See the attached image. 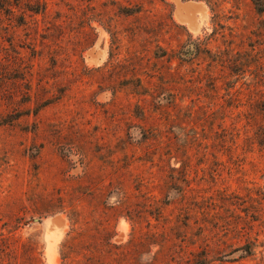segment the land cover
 Listing matches in <instances>:
<instances>
[{"label":"rangeland","instance_id":"1","mask_svg":"<svg viewBox=\"0 0 264 264\" xmlns=\"http://www.w3.org/2000/svg\"><path fill=\"white\" fill-rule=\"evenodd\" d=\"M262 20L252 0H0V264H264V150L220 134ZM201 227L222 254L186 250Z\"/></svg>","mask_w":264,"mask_h":264},{"label":"trees","instance_id":"2","mask_svg":"<svg viewBox=\"0 0 264 264\" xmlns=\"http://www.w3.org/2000/svg\"><path fill=\"white\" fill-rule=\"evenodd\" d=\"M254 3V6L259 13V15L264 16V0H252ZM262 24H264V20L261 21ZM262 32H259L255 35V37L258 36L259 39L263 40L264 38V32L263 29ZM246 38V37H245ZM245 40V39H244ZM243 39L240 40V50H238V55L232 62L231 69L236 74H245L247 72H251L254 74L255 78L254 81L251 83L246 84L245 88L241 86L240 89L237 90V93L233 98H231V101L229 105H234L235 108H237L236 117H235V127L230 132L228 128H222L221 131V138L222 142L225 143V141L230 137L235 138V141L238 142L242 137H244V141L249 144L252 147H259L260 150H264V66L261 62V53L260 50L257 48H250V49H244L243 47ZM254 63L253 67H255L256 71L253 72L250 70L252 68V65L249 63ZM224 63V62H223ZM233 87H230L232 89ZM228 107V106H227ZM195 135L191 136V139H193V142H196L198 140L197 134L194 131ZM188 138L190 139V135H188ZM190 139V140H191ZM189 140V141H190ZM194 143L189 146H193ZM224 145V144H223ZM183 154L186 155L187 151L186 149H183ZM188 155V154H187ZM191 214H194L193 212H190ZM190 216V214H188ZM158 218L164 219L165 216L163 214V211L160 210V215H158ZM203 228H205L203 226ZM202 227L198 232H196V239L192 242L186 241V250L193 249L190 251L191 253L196 252L197 249L201 248L202 254L210 255L212 252L222 254L220 250L216 251V247H220L221 244H223L224 241L220 242V238L216 241L210 238L209 234H205V230ZM156 231L150 233L151 236H154ZM148 237V236H147ZM216 235L212 234V238H215ZM150 238V237H148ZM132 241V240H131ZM218 242L220 244L218 245ZM156 243V242H153ZM145 244V243H144ZM217 246H212V245ZM256 247L258 245L254 242V244H246L245 246H242L240 248L232 249L230 251V255H233L234 253H238L241 251L240 256L243 257L244 254L251 255L256 253ZM206 259L207 256H204ZM165 258V257H164ZM190 258V256H188ZM158 258H154L153 260H150L148 263L143 262L142 264H158L157 263ZM189 262V261H188ZM122 263L126 264H133V262H129L128 260H122ZM166 264H169L166 263ZM195 264V263H192ZM203 264H210V260L206 259V261Z\"/></svg>","mask_w":264,"mask_h":264},{"label":"bare ground","instance_id":"3","mask_svg":"<svg viewBox=\"0 0 264 264\" xmlns=\"http://www.w3.org/2000/svg\"><path fill=\"white\" fill-rule=\"evenodd\" d=\"M201 4H202L201 2H193V1L188 2L186 4H182L181 1H179L180 11L177 13L178 17H180L181 20H184L182 18H186L188 21L189 19L191 20L192 16L197 18L198 16L197 12H199L198 6H200ZM176 10H177V6H176ZM176 10H175V13H176ZM194 21L195 20L191 22L192 26H193V23H195Z\"/></svg>","mask_w":264,"mask_h":264},{"label":"water","instance_id":"4","mask_svg":"<svg viewBox=\"0 0 264 264\" xmlns=\"http://www.w3.org/2000/svg\"><path fill=\"white\" fill-rule=\"evenodd\" d=\"M186 3H188V2H185V3H182V4H186Z\"/></svg>","mask_w":264,"mask_h":264}]
</instances>
